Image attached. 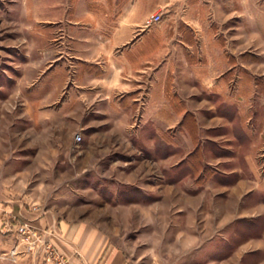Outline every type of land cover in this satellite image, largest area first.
<instances>
[{
  "label": "rangeland",
  "instance_id": "374dc122",
  "mask_svg": "<svg viewBox=\"0 0 264 264\" xmlns=\"http://www.w3.org/2000/svg\"><path fill=\"white\" fill-rule=\"evenodd\" d=\"M84 1L113 10L119 2ZM147 2L126 0L127 21L134 25L129 40L143 35L144 71H158L160 78L174 72L177 102L183 99L189 107L177 125L185 128L192 146L183 150L185 146L177 145L176 182L181 191H169L170 195L163 192L164 169L158 172L151 161L139 156L131 160L133 154L125 148L106 153L115 159L112 177L132 179L128 186H134V180L142 176L145 206L141 215L131 205L106 208L97 202L49 208L46 201H39L41 193L47 197L57 186L79 187L76 193L88 200V186H105L109 176L103 160L99 174L89 176L86 135L80 134L82 141L71 152L63 149L66 144L61 137L68 130L63 125L48 128L40 137L39 128L31 127L34 117L25 96L29 91L25 89L34 86L59 58L72 65L73 36L85 20L73 14L74 5L80 6L77 0H0V264L49 263L39 251H26L16 231L23 224L63 252L55 242L54 221L48 224L51 228L32 223L49 209L118 231L114 240L133 250L131 257L141 252L139 264H264V190H247V186H264V0H255L254 5L251 0H157L160 19L145 26L156 7L148 12ZM118 17L103 18L114 23ZM79 131L72 127L71 137ZM203 147L208 159L197 169L192 156ZM188 155L192 157L189 164L180 165ZM72 156H78L74 168ZM121 158L128 160L123 163ZM210 178L218 186L208 191L209 206L220 201L218 207L231 208L236 214L231 226L225 227L222 248L206 238L203 243L210 245L202 243L190 255L184 256L186 249L177 244L174 253L175 236L187 231L180 194L197 193L190 186ZM234 187L237 191H228ZM153 205L159 208L153 211ZM157 236L160 242L153 249L159 252L152 254V237ZM236 243L238 253L231 256Z\"/></svg>",
  "mask_w": 264,
  "mask_h": 264
},
{
  "label": "crops",
  "instance_id": "0c3cea01",
  "mask_svg": "<svg viewBox=\"0 0 264 264\" xmlns=\"http://www.w3.org/2000/svg\"><path fill=\"white\" fill-rule=\"evenodd\" d=\"M251 1L254 5L255 0ZM77 2L80 6L74 5L73 14L78 15L81 22H85L81 23L77 28V35L73 36L72 65L69 67L65 59L59 58L34 86L25 89H29L25 96L29 100L34 117L31 127L39 128L40 137L48 128L63 125L68 128L67 135L61 137L62 142L66 144L63 149L71 152L73 147L78 148L76 144H80L82 139L76 143L70 132L72 127L79 128V134L82 133V137L86 135L87 150L84 152L86 151V159L91 165L87 170L89 176L99 174V164L102 160L104 173L109 176L102 184L105 186H88V200L82 198L80 192L76 193L80 190L79 187L67 189L57 186L46 193L47 197L41 193L39 201H46L45 204L49 208L80 206L85 203L92 205L97 202H102L106 208L131 205L144 215L142 176L134 180V186H128L132 179L121 181L116 176L112 177L115 172V159H109L106 153L125 148L129 154H133L131 160H137L139 156L151 161L158 172L165 170L162 172L166 178L162 185L163 192L170 195L169 191L173 190L176 194L181 191L176 182V158L179 152L177 145L185 146V149L181 148L183 150L192 146L190 135L183 126L178 127L177 121L189 107L183 99L179 98L180 103L177 102L174 72L166 73L160 78L161 73L158 71H144L145 55L141 39L143 35L129 40L134 25L127 21L129 10L126 0H119L114 10L111 6L90 5L84 0ZM156 2L157 0H148L146 10L155 5L156 7L152 8L154 11L160 9L161 6ZM111 14L118 15V21L112 23L103 18ZM85 16L95 17L87 20ZM203 149L204 147L200 149L199 154L192 156L193 160L198 162L197 169L204 159H208ZM79 152L77 150V154ZM189 156H186L180 165H186L192 158ZM71 159L74 168L73 163L75 159L78 160V156H72ZM121 159L123 163L128 160ZM136 165L137 170L141 171L142 168L137 163ZM137 170L136 173L139 172ZM211 178L190 186L189 190L198 191L197 193L190 196L180 194L179 198L183 200V208L187 213V231L175 236V246L172 250L174 253L178 246L187 250L182 251L184 256L190 255L192 248H202L206 238L213 240V246L222 248L225 227H229L236 214L231 208L224 211L223 205L218 207L220 201L209 206L208 191L211 187L218 186L211 182ZM242 187L245 186L240 189ZM257 187L247 186V190H264V186ZM228 191H237V187L229 188ZM229 204L226 201L227 207ZM208 206L211 213L208 212ZM155 207L159 208V205H153L151 210L154 211ZM31 218L33 217L29 219ZM51 221L56 224L55 242L68 256L70 264H139L137 260L141 252L136 251L135 256L131 257L129 255L133 250L127 251V248L114 240L118 231H109L106 227L98 225V222L62 216L55 209H49L32 223L51 228L53 225H48ZM157 237H152V254L159 252L153 249V246L159 245L160 237ZM206 245L210 244L205 243L204 246ZM232 245L234 246L229 253L231 256L236 255L239 248L237 243ZM197 253L199 252H194Z\"/></svg>",
  "mask_w": 264,
  "mask_h": 264
},
{
  "label": "built area",
  "instance_id": "2783aa9c",
  "mask_svg": "<svg viewBox=\"0 0 264 264\" xmlns=\"http://www.w3.org/2000/svg\"><path fill=\"white\" fill-rule=\"evenodd\" d=\"M160 14V9L149 14L145 19V26L158 22ZM73 139L75 142H79L81 139L80 134L75 133ZM16 231L22 236L26 251H32V253L39 251L40 255L44 257V260L50 264H69L67 255L60 252L58 247L49 241V239H39L37 233L34 230H30L27 224L18 226Z\"/></svg>",
  "mask_w": 264,
  "mask_h": 264
}]
</instances>
